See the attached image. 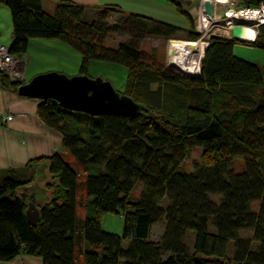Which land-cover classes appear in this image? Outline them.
Here are the masks:
<instances>
[{
    "label": "trees",
    "instance_id": "trees-1",
    "mask_svg": "<svg viewBox=\"0 0 264 264\" xmlns=\"http://www.w3.org/2000/svg\"><path fill=\"white\" fill-rule=\"evenodd\" d=\"M168 1L192 20L180 0ZM240 1L243 7L258 3ZM0 5L12 14L13 54L25 55L34 39L63 41L82 55L80 76L96 61L125 66L122 95L142 106L138 116L126 117L73 112L54 100L40 104V120L61 134L86 177L80 181L61 154L32 160L50 175L44 184L48 200L33 225L19 194L35 175L7 174L0 182L1 263L26 255L43 264H264V74L235 55L239 41L212 36L201 75L190 78L149 64L139 39L145 33L165 40L182 34L184 41L197 42L201 35L193 27L114 5L88 8L64 0L54 13L44 10L43 0ZM87 11L96 13L91 23ZM112 13L122 15L106 28ZM110 33L130 38L110 47ZM241 43L264 50V26L254 42ZM0 81L19 86L3 73ZM194 150L201 159L189 172L184 164ZM80 188L89 199L83 219ZM106 214L123 216L122 235L104 231ZM157 224L165 230L154 240ZM248 230L252 237H242Z\"/></svg>",
    "mask_w": 264,
    "mask_h": 264
},
{
    "label": "rangeland",
    "instance_id": "rangeland-1",
    "mask_svg": "<svg viewBox=\"0 0 264 264\" xmlns=\"http://www.w3.org/2000/svg\"><path fill=\"white\" fill-rule=\"evenodd\" d=\"M205 1L206 0H182V3L180 2L182 6L186 7L188 12L192 15V20L184 16L188 20L190 28L193 27V29H195V31L201 35L197 42L184 41L185 35L182 34L179 36V38H175L173 40H165L153 35H147L146 33L140 37V48L150 58L149 64L169 69L172 72H178L183 76L179 69L172 68L170 66L173 61L175 62L177 59L176 62L179 63V65L181 64L180 66L182 68L188 69L190 71H193L194 68L200 69L202 68L206 51L210 45L211 37L219 36L230 38V36H232V32L228 30L229 26L226 27L223 25L222 27L216 25V28H214L213 25H211V22L216 19H219L220 21L225 19L223 13L227 10L229 11L231 9L243 8V6H241L242 1H240L239 4L238 2H235L232 7H221V5L226 3L227 0H210L214 5V14L212 16L213 20L209 19L207 15H205ZM95 15V12L87 11L85 15V21L91 23ZM121 15L122 14L119 13H112L107 16L105 18V21L107 22L104 23L106 28H113L119 21ZM208 28H210V31L215 32V34H213L210 38L207 36ZM134 30L137 31L135 28ZM0 31L2 32L0 36V46L10 47L12 44L13 22L12 14L5 6H0ZM249 31L254 33V37L256 39L255 31L251 28ZM129 38L130 36L126 34L110 33L107 37L106 44L110 47H117L120 43L128 41ZM235 55L238 58L244 59L251 63H256L262 68V70L264 69V50L250 46L248 44L237 42L235 45ZM26 59L28 61L27 69H29L26 70L28 71V79L35 78L38 75L54 72L64 74L70 78L81 75V53L60 40L34 39L28 53L26 54ZM192 73L194 74L195 72ZM87 76L92 79H102L103 81L110 82L115 90L122 95L125 91L128 70L125 66L119 64L96 61L91 64ZM201 153L202 152L200 150L193 151L191 157L184 164V167L187 171H193L195 166L199 164ZM63 157L72 166V168L80 174L79 180L84 181L86 177L85 169L81 167L76 162L75 158L69 153L63 155ZM140 189L141 186H138L136 194L139 193ZM88 201L89 199L86 191L80 188L78 215L82 219L86 217L87 210L85 205ZM123 227L124 218L121 215L106 214L102 218V228L106 232L122 235ZM164 230V224L155 225L153 228V239H161ZM246 234V236H244L245 234L242 236L249 238V234L247 232Z\"/></svg>",
    "mask_w": 264,
    "mask_h": 264
},
{
    "label": "crops",
    "instance_id": "crops-1",
    "mask_svg": "<svg viewBox=\"0 0 264 264\" xmlns=\"http://www.w3.org/2000/svg\"><path fill=\"white\" fill-rule=\"evenodd\" d=\"M43 1L44 10L48 13H54L58 3L64 0ZM70 1L84 5L88 8H103L108 5H114L120 7L126 13L139 14L178 26L182 29H190L188 20L180 14L176 7L168 0ZM180 2L182 3V0H180ZM237 2L239 4L240 0H237ZM184 9L188 12L186 7H184ZM190 16L192 15L190 14ZM1 34L2 32L0 31V36ZM26 54L20 57L27 62L28 67ZM26 70L29 69L26 68ZM262 71L264 74V69ZM27 72L28 71H26L25 82L19 83V86L17 87H14L13 83L3 84L0 81V182L6 178L10 171H15L23 177H30L34 174L36 181L33 184L38 185L40 190L36 191L31 188L26 192L22 191V193L31 200H34L36 194L40 193L44 195L45 201L43 203H45L49 197L48 191L44 186L50 176L48 174L47 166L30 163L35 159L51 157L55 154L66 155L68 152L63 145L61 134L45 125L40 120L37 112L42 101L23 97L19 94V88L34 79H28ZM8 115H12L13 118L7 119L6 117ZM43 190H45V193ZM246 232L251 238L253 232L251 230L244 231L242 232V235L245 234L244 236H246ZM0 264H43V261L40 257L21 255L12 262H0Z\"/></svg>",
    "mask_w": 264,
    "mask_h": 264
},
{
    "label": "water",
    "instance_id": "water-1",
    "mask_svg": "<svg viewBox=\"0 0 264 264\" xmlns=\"http://www.w3.org/2000/svg\"><path fill=\"white\" fill-rule=\"evenodd\" d=\"M205 13L212 17L214 5L210 0L205 1ZM246 27L236 25L232 30V36L239 42H254L246 38ZM181 65V64H180ZM179 63L172 62L170 66L177 68L185 77H198L202 68L190 71L182 68ZM192 72H195L194 74ZM19 94L23 97L41 100L56 101L62 108L73 112L86 113L92 116L119 115L126 117L138 116L142 106L132 98L119 94L113 85L102 79H92L89 76H76L70 78L60 73H47L38 75L30 82L19 88ZM40 190L38 185H30L23 189ZM45 193V190H43ZM27 206V217L31 224L36 225L40 219V208L45 201L44 195L38 193L34 200H31L22 192L19 194Z\"/></svg>",
    "mask_w": 264,
    "mask_h": 264
},
{
    "label": "built area",
    "instance_id": "built-area-1",
    "mask_svg": "<svg viewBox=\"0 0 264 264\" xmlns=\"http://www.w3.org/2000/svg\"><path fill=\"white\" fill-rule=\"evenodd\" d=\"M257 1L258 3L252 7L231 9L229 11L227 10L223 13L225 19L221 21L219 19H216L211 22V25H213L214 28H216V25L222 27L223 25H225L226 27L229 26V31H231L236 25H244L246 29H253L257 38L260 33L261 27L264 26V0ZM235 2H237V0H227L226 3H223V5H221V7H232ZM209 19L213 20L212 17ZM209 29L210 28H208L207 30L208 38L215 34L214 31L212 32ZM230 38H233V36H230ZM176 60L175 63H177ZM26 68L27 62L20 56L13 54L10 50V47L0 46V73L8 75L10 77V80L14 83H24L26 78ZM196 70L197 68H194L193 71ZM6 118L11 119L13 118V116L8 115Z\"/></svg>",
    "mask_w": 264,
    "mask_h": 264
},
{
    "label": "bare ground",
    "instance_id": "bare-ground-1",
    "mask_svg": "<svg viewBox=\"0 0 264 264\" xmlns=\"http://www.w3.org/2000/svg\"><path fill=\"white\" fill-rule=\"evenodd\" d=\"M219 3L221 4V2L219 1ZM205 15H207V14H205ZM207 17L208 18H210L208 15H207ZM247 31H246V38L247 39H249V40H254V33L253 32H251V31H249V29H246ZM249 31V32H248ZM188 45H193V44H188ZM183 58H184V56H183ZM43 206V205H42Z\"/></svg>",
    "mask_w": 264,
    "mask_h": 264
}]
</instances>
